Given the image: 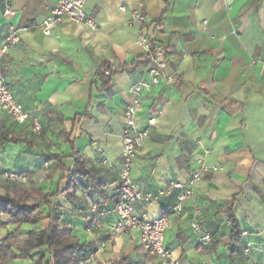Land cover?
<instances>
[{"label": "crops", "instance_id": "crops-1", "mask_svg": "<svg viewBox=\"0 0 264 264\" xmlns=\"http://www.w3.org/2000/svg\"><path fill=\"white\" fill-rule=\"evenodd\" d=\"M4 1L0 0V46L9 24L20 30V43L4 58L1 74L31 119L18 124L0 109V125L32 144L0 145V167L23 172L35 189L57 193L51 201L81 243L92 249L106 240L116 220L119 183L106 182L105 177L119 178L120 132L125 127L126 106L116 93L130 97V86L147 78L150 71V65L135 56V41L124 26L135 27L138 22L143 29L137 17H144L154 40L165 45L166 52L172 50L167 56L178 81L144 94L151 95L155 114L163 123L153 130L146 149H139L133 179L144 196L168 193L138 204V213L149 220L164 215L162 202H178L182 189L177 185H191L194 196L181 217L185 235L172 217L165 235V246L173 256L182 264H264V0H86V12L97 22V29L64 22L50 35L33 24L49 17L57 0H9L16 10L10 19L3 15ZM121 9L128 10L126 18ZM122 43L131 52L128 61L123 59ZM106 49L112 55L107 67L114 71L106 80L101 76V81L112 84L102 108L89 105L83 94L86 71H98L87 53L101 59ZM61 52L71 54L74 64L56 58ZM42 56L48 59H39ZM57 82L62 91L52 90ZM95 98L104 99L102 95ZM85 108L90 119L76 121L75 114ZM33 118L40 131L34 130ZM86 126L102 139L103 157L96 144L89 145V138L80 135ZM145 150L147 160L140 155ZM98 159L101 163H93ZM82 167L87 178L81 182L86 187L69 197V177ZM197 173L202 177L194 180ZM232 219L239 226L240 241L233 239ZM194 220L211 234L209 243L197 242L191 228ZM6 224L15 228L5 218L1 241L8 239L2 236L10 229ZM48 225L49 220H44L37 228ZM87 228L94 233H87ZM244 232L248 235L243 236ZM20 239H27V234ZM249 243L259 249L247 256L244 248ZM124 258L125 264H168L149 255L137 233L120 238L89 264H118ZM17 262L23 263L10 264Z\"/></svg>", "mask_w": 264, "mask_h": 264}, {"label": "built area", "instance_id": "built-area-1", "mask_svg": "<svg viewBox=\"0 0 264 264\" xmlns=\"http://www.w3.org/2000/svg\"><path fill=\"white\" fill-rule=\"evenodd\" d=\"M58 5L53 9L52 14L47 17L41 24H33V27H41L45 35L52 34L61 24L64 22H71L76 25L85 26L91 30L97 29V22L86 12V0H57ZM3 15L5 18H13L16 16V10L12 7L9 0L4 1ZM143 26L147 25V21L144 17H137ZM160 25H156L155 30L159 31ZM19 38V40H18ZM18 40V41H17ZM20 43V30L17 29L13 24H9V32L0 46V109L7 112L12 116L14 121L18 124H25L31 119V114L27 112L23 105L19 103L13 92L11 91L5 77L1 74V66L4 58L10 54V52ZM166 52V49H165ZM167 55V52H166ZM151 59L155 62L156 55L153 54ZM159 63L164 64L162 72L166 73L162 76H149L144 80L137 82L130 86L129 94L130 97L140 100L143 102L142 97L147 92H152L159 86L162 85H173L177 83L178 76L171 70L170 62L165 63L160 61ZM107 76L111 75V72L107 70L105 72ZM155 81V82H154ZM136 88L140 89V96L136 95ZM127 109H125L124 116L125 120L128 119L126 115ZM33 127L35 131H40L41 126L36 118H33ZM126 146H123L122 150V165L119 172V177H122L125 172L130 173L131 184L121 181L118 185L117 200L115 205L116 220L110 224L108 235L105 241L98 245V250L89 255L85 260H82L80 264H89L98 259L100 253H104L112 244H115L120 238L137 233L139 238L140 246L149 254L157 256L168 264H182L178 259H173L172 252L165 246V235L167 230L170 228V217L162 215L154 220L147 219L144 215L138 213L137 205L142 202H152L157 199L148 200L146 195L144 196L137 188L133 179V167L135 160L139 155V150L133 151L129 156L125 151ZM202 177V173H197L194 176V180ZM20 183L27 184L28 178L25 174L15 171L6 170L0 167V184L2 183ZM192 184V183H191ZM178 186V185H177ZM185 196L189 193L191 197L194 196L193 188L190 186L182 188L181 191ZM166 195L167 190H162L160 193L151 194L154 197ZM181 194V193H180ZM179 194V196H180ZM179 203V197L178 202ZM98 209L97 205L93 206V210ZM196 224V228L193 229L196 234V240L199 243H209L211 241V234L203 227L198 221L194 220L192 224ZM191 224V225H192ZM100 228V226H99ZM87 233L93 234L94 231L89 228ZM248 233L244 232L243 236H247ZM208 237L210 239L205 240ZM259 249L254 243H249L244 248V253L250 256L252 252ZM255 264H262L256 262Z\"/></svg>", "mask_w": 264, "mask_h": 264}, {"label": "trees", "instance_id": "trees-1", "mask_svg": "<svg viewBox=\"0 0 264 264\" xmlns=\"http://www.w3.org/2000/svg\"><path fill=\"white\" fill-rule=\"evenodd\" d=\"M107 70L111 73L114 71L113 68L105 67L101 76L109 78L105 74ZM6 143L32 144L31 141L5 131L0 125V145ZM52 157L59 158L58 155ZM86 176L85 168L82 167L76 175L69 177V197L75 196L81 187H86L81 182V178L85 179ZM88 182L90 184L91 180ZM28 184L15 183L13 190L0 194V225L4 224L7 218L15 226L8 239L0 240V264H10L14 260L28 264H80L98 250V246L91 249L89 244L81 243L80 238L63 222L60 208L51 201L57 193L35 189L29 180ZM44 220H49L48 227L37 228ZM231 222L233 239L240 241L239 226L235 220L232 219ZM26 225L33 228L26 230L27 239L20 240L19 234ZM127 261L124 258L118 264H125Z\"/></svg>", "mask_w": 264, "mask_h": 264}, {"label": "clouds", "instance_id": "clouds-1", "mask_svg": "<svg viewBox=\"0 0 264 264\" xmlns=\"http://www.w3.org/2000/svg\"><path fill=\"white\" fill-rule=\"evenodd\" d=\"M120 13L122 17L126 18L128 16L127 9H121ZM110 21H105L107 25ZM150 23V21H149ZM124 30L131 34L132 39L135 41L136 51L135 56L140 57L145 60L146 64L150 65V71L148 72L149 76H162L165 75V72L161 70L164 67V64L159 63L160 61H164L165 63L169 62L168 56L165 52V45L158 43L154 40V33L151 27L145 26L141 29L139 23H136V26L133 27L131 25H125ZM19 40V38H18ZM17 40V41H18ZM122 46L125 47V53L123 54V59L128 61L131 56V52L128 49L126 43H122ZM171 49H167V53H171ZM156 55V61L154 62L151 59V56ZM87 55L92 58L93 61H96L95 68L98 69L97 72L86 71V83L87 88L83 94V99L90 105L95 103L98 107L106 108L105 100L109 95V90L112 89L111 81L104 83L101 81V75H103L104 68L108 66V63L112 60L111 49L105 50V55L101 59H97L95 53L88 52ZM117 55H121L117 53ZM47 60V56L39 57V59ZM56 58L63 59L65 63L70 66L74 64V61L71 58V54L64 55V52H61L56 56ZM108 62V63H106ZM175 66V65H173ZM51 67V65H49ZM55 75V73H53ZM107 77L105 76V80ZM155 82V81H154ZM57 84H53L52 90L54 91H62L63 89ZM136 95L140 96V89L136 88ZM117 95H121L123 98L119 101V103L126 106L127 112L126 115L128 119L124 121L125 127L120 132V138L122 141V147L126 146V153L131 156L133 151H137L139 149H146V145L150 142V137L153 136V130H159L163 121L156 116L155 114V103L152 101L151 95L142 97L143 103L140 100L135 99L133 97H129L127 93H116ZM97 95H102L104 99H96ZM163 96V90L160 93V97ZM58 111V110H57ZM76 121H83L85 119H90V112L87 108L83 110H79L75 114ZM80 135H86L88 139V144H96L98 147V151L100 152L101 157L104 155V144L102 139L96 137V135L91 131L89 127H85L81 129ZM140 155H143L145 160H147L146 150L141 151ZM93 163H101V160L98 159ZM109 168L112 167L111 164L108 165ZM103 170H105L102 167ZM130 173L125 172L122 177L117 178L115 175H107L105 177L106 182L112 181L114 183H120L121 181L131 184ZM178 188L182 189L183 185H178ZM163 195V193H161ZM191 194L189 193L185 196L182 192L179 196L178 204H169V203H161L160 209L164 211V215L168 217L175 218L174 222L177 225H180L179 232L183 236L185 235V225L181 223V217L185 215L184 210L189 207L188 201L191 199ZM148 200L158 199V197H154L149 194L147 196ZM192 229L196 228V224L193 223L191 225ZM190 234V232L188 233ZM210 238L206 237L205 240ZM199 243V241H198ZM176 255L174 254L173 259H176Z\"/></svg>", "mask_w": 264, "mask_h": 264}, {"label": "rangeland", "instance_id": "rangeland-1", "mask_svg": "<svg viewBox=\"0 0 264 264\" xmlns=\"http://www.w3.org/2000/svg\"><path fill=\"white\" fill-rule=\"evenodd\" d=\"M12 117V116H11ZM12 120H14L13 118H12ZM28 184V183H27ZM26 184V185H27ZM29 185V184H28ZM15 188V183H10V182H8V183H2V184H0V194H5V193H7V192H9V191H11V190H13ZM5 221V220H4ZM7 226L9 225V224H6ZM10 226V225H9ZM10 229L11 230H13V228H12V226H10ZM10 229H9V231H5L3 234H2V236H6V237H9V234H10ZM26 230H27V227L25 228V229H23V231H22V234H19V239H20V237L21 236H23L24 234H25V232H26ZM12 232V231H11ZM6 234V235H5ZM21 240V239H20ZM14 264H26V263H20V262H17V263H14Z\"/></svg>", "mask_w": 264, "mask_h": 264}]
</instances>
